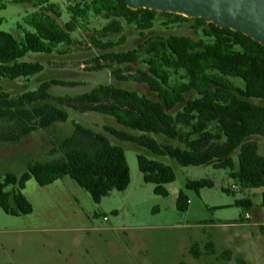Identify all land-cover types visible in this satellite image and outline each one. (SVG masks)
I'll use <instances>...</instances> for the list:
<instances>
[{"label":"rangeland","instance_id":"rangeland-1","mask_svg":"<svg viewBox=\"0 0 264 264\" xmlns=\"http://www.w3.org/2000/svg\"><path fill=\"white\" fill-rule=\"evenodd\" d=\"M99 1L0 0V30L9 31L18 39L24 29H32L24 22L25 16L39 8L54 6L60 15H53L63 26L73 18L71 6L90 7L76 18L70 44L61 43L51 53H29L24 59L38 60L44 69L30 77L0 78L4 91L13 97L36 89L43 80H59L64 83H53L49 89L54 96L76 95L100 84H110L158 100L147 84L118 78L113 70L127 75L147 69L151 56L146 51L148 44L172 34L196 41L210 40L203 32L206 23L196 27V17L161 10L156 11L152 26L147 29H138L134 23L117 18L121 32H104L102 28L112 18H106L105 11L94 13L92 8ZM109 42L114 46L103 47ZM131 49L138 51L135 62L118 64L104 57L108 52ZM100 65L104 67L99 68ZM225 78L233 85H244L238 77ZM169 81L173 84L187 78L183 70H171ZM197 96L194 90L185 93L186 98ZM252 100L264 103V99ZM53 102L69 112L68 119L38 128L19 142L2 143L0 177L7 171L20 176L31 161L61 157L52 148L71 133L75 121L106 134L123 147L130 183L125 190H112L96 203L69 176L44 186L31 177L22 189L32 204L30 213L11 215L0 207V264H264V186L240 187L229 176L228 169L214 167L216 160L202 165H181L168 155H158L134 142L114 137L105 126L123 128L132 134L142 132L121 126L111 115ZM179 107L171 112L175 113ZM149 135L159 142L185 147L178 139ZM250 139L257 142L258 152L264 155V136L253 135ZM139 153L172 167L175 179L165 184L166 195L155 194L154 185L143 180L137 164ZM200 178L211 180L213 185L198 192L185 187L188 180ZM180 190L189 198L186 211L176 208ZM238 199H249L251 206L236 205Z\"/></svg>","mask_w":264,"mask_h":264},{"label":"trees","instance_id":"trees-1","mask_svg":"<svg viewBox=\"0 0 264 264\" xmlns=\"http://www.w3.org/2000/svg\"><path fill=\"white\" fill-rule=\"evenodd\" d=\"M89 8L71 6L73 18L63 26L53 15H60L54 6L39 8L25 16L24 22L32 29H24L20 39L0 30V78L15 80L41 72L44 66L40 61L24 58L29 53H51L61 43L70 44L76 18ZM92 9L94 13L105 11L106 18H112L102 29L115 33L122 30L117 18L134 23L138 29H147L152 26L157 11L143 7L132 9L124 0H100ZM196 19V27L206 23L203 32L209 41L172 34L148 44L146 51L151 56L147 69L127 75L113 70L118 78L144 82L157 94L158 100L110 84H100L76 95L54 96L49 91L51 85L64 82L43 80L36 89L13 97L0 86V147L4 142H19L38 128L66 121L69 114L53 102L56 101L78 110L111 115L121 126L142 132L132 134L123 128L105 126L119 140L134 142L158 155H168L184 166L216 160L214 167L228 169L229 176L240 187L264 186V155L258 152L257 142L250 139L253 135L264 136V103L252 100L264 99V46L240 31L221 28L201 17ZM111 46L114 44L109 42L103 47ZM104 57L118 64L131 63L137 61L138 51L108 52ZM171 70H183L187 81L171 84ZM225 77H238L244 85H233ZM191 90L198 96L186 98L185 93ZM177 106L179 109L172 113ZM211 125L214 129H210ZM180 127L188 130L182 132ZM149 133L178 139L185 147L159 142ZM52 150L60 152L61 157L31 161L20 176L7 171L0 177V207L4 212L20 215L32 211V204L22 192L31 177L44 186L69 176L96 203L112 190H125L130 183V168L123 147L106 134L79 122L73 121L71 133ZM137 164L143 180L154 185L153 192L166 195L165 184L175 179L172 167L142 153L137 154ZM212 185L211 180L200 178L188 180L185 187L198 192ZM188 202V196L180 190L176 208L186 211ZM235 204L249 208L251 201L238 199Z\"/></svg>","mask_w":264,"mask_h":264},{"label":"water","instance_id":"water-1","mask_svg":"<svg viewBox=\"0 0 264 264\" xmlns=\"http://www.w3.org/2000/svg\"><path fill=\"white\" fill-rule=\"evenodd\" d=\"M139 7L201 17L207 22L240 31L264 46V0H124Z\"/></svg>","mask_w":264,"mask_h":264},{"label":"crops","instance_id":"crops-1","mask_svg":"<svg viewBox=\"0 0 264 264\" xmlns=\"http://www.w3.org/2000/svg\"><path fill=\"white\" fill-rule=\"evenodd\" d=\"M68 114H69V112H68ZM55 123H57V122H55ZM55 123H53L52 125H54Z\"/></svg>","mask_w":264,"mask_h":264}]
</instances>
